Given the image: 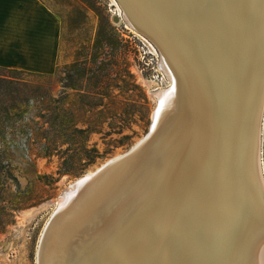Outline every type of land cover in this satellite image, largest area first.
<instances>
[{"label":"bare ground","instance_id":"bare-ground-1","mask_svg":"<svg viewBox=\"0 0 264 264\" xmlns=\"http://www.w3.org/2000/svg\"><path fill=\"white\" fill-rule=\"evenodd\" d=\"M123 1L129 21L158 41L172 85L159 93L151 128H159L162 137L146 159L136 162L131 178L109 181L112 185L100 188L92 204L90 195L75 202L67 192L62 196L71 183L62 191L52 216L69 209L64 213L67 221L59 223V233L54 232L58 238L50 245L54 252L49 247L44 262L264 264L258 97L264 85V0H140L139 8L135 0ZM258 60L255 90L248 101L251 116L236 146L229 135L238 128L232 106L226 109L233 124L225 137L219 131V117L228 115L223 98L230 97L238 74ZM180 69L189 98L186 115L192 112V119L185 120L184 110L178 108ZM253 75L251 71V79ZM181 120H188V134L196 132L192 140H182ZM236 150L233 189L227 179L231 152ZM38 244L37 264H43L40 240Z\"/></svg>","mask_w":264,"mask_h":264},{"label":"rangeland","instance_id":"rangeland-1","mask_svg":"<svg viewBox=\"0 0 264 264\" xmlns=\"http://www.w3.org/2000/svg\"><path fill=\"white\" fill-rule=\"evenodd\" d=\"M43 1L62 20L60 64L51 74L18 71L20 81L0 91V207L7 213L0 264H37L40 236L62 191L144 137L160 91L172 86L159 49L128 23L116 0L88 1L126 39L128 53L96 65L97 12L83 0ZM82 45L88 57L76 63ZM95 75L106 78L95 84ZM260 124L264 171V106Z\"/></svg>","mask_w":264,"mask_h":264},{"label":"water","instance_id":"water-1","mask_svg":"<svg viewBox=\"0 0 264 264\" xmlns=\"http://www.w3.org/2000/svg\"><path fill=\"white\" fill-rule=\"evenodd\" d=\"M119 3H121V5L124 8V13L129 15V18L131 19L130 14L128 13V9L125 5V2L123 0H117ZM140 0H135V5L137 6V8L140 7ZM127 11V12H126ZM127 15V16H128ZM128 23L134 27L137 31H139V33H141L142 35H144L145 37H148L150 40H152L155 45H157L159 47V44L157 43L158 41L156 40V38L154 36H150V34H148V30L146 28H144L145 30H143L142 28H140L139 26H137L135 24L134 21L128 19ZM159 49H161L159 47ZM161 51V50H160ZM264 57L262 59V63H263ZM261 64V63H260ZM260 64H259V60L256 62H253V68L251 66V63L248 64V66L245 68V70L243 72H248V75L246 74L244 76L243 72L241 74H238L237 78L234 80L235 83L232 85V91L230 93V97L228 98H223V102H224V106H225V110L228 111V115L226 117V115H223V117H219L220 119V124H219V131H221L224 135V137L226 136L230 126L233 124L232 122H228V118H229V110L226 109V107L228 108V106H232V118L235 120L236 117V125L238 126V128L235 130V132H232V134L230 135V140L234 141V144L236 146H239L240 142H241V137H240V132H242V129H244L245 124L248 123V119L251 116V104L248 106V101L250 98V95L252 94V92H254L255 90V81H256V70L258 71V69H260ZM262 68V66H261ZM181 70V74H182V69ZM233 70V68H232ZM251 71H253V79H251ZM238 72V71H237ZM180 74V73H179ZM181 74L178 75L177 77L179 78V80L176 79V85L177 89H178V93H179V98H180V106L178 108H180L181 110H184V116L186 115V111L190 109L189 107V98H188V93L186 92V86H185V79L184 76L183 78L181 77ZM184 79V80H183ZM253 80V83H252ZM230 87H231V82H229ZM224 94V93H223ZM255 96V94H254ZM253 96V98H254ZM258 96V95H256ZM261 96V97H260ZM261 98L260 100V106L259 109L263 108L264 106V85L261 87V93L259 94V96ZM232 100V101H231ZM254 100V99H252ZM255 101H256V97H255ZM235 102V103H234ZM231 104V105H230ZM235 106V108H233ZM178 110L175 109L174 112ZM239 110V113H238ZM238 113V116H235V114ZM178 115H181L178 113ZM192 112H189L186 116H185V120L187 119L188 116L191 117L192 119ZM184 116H180L181 118H183ZM188 121V120H187ZM187 121H183L181 120V124H184L181 126V129L178 128L179 132H181V134L184 136H182V140H190V136H191V140H192V136L196 135V132H194V134H192V131L188 134V126ZM178 124L175 123L173 127H177ZM191 128V127H189ZM256 128H259L256 126ZM196 129V128H195ZM192 130V128H191ZM162 134V133H161ZM160 134V129L157 128L156 130L152 131V129L150 128L149 132L142 137L138 142H136L131 148H129L127 151H125L122 154L116 155L110 159H108L106 162H104L101 166H99V168H97L95 171H93L92 173L87 172L85 175L79 177L78 179H76L73 183H71L66 190L62 193V196H64L65 192H67V197L69 196L71 200H73L74 202L83 198L85 195V198L88 197V195H90V199L89 202L91 201H95L93 200L95 197L99 198L98 196H100V191L104 188L110 187L112 184H108L109 181L115 182L116 183H120L123 182L129 178L132 177V174H134L136 168V162L141 160V159H146V157L148 156L149 152L151 150L154 149V146H156L160 140V137H162ZM195 141V138L193 139ZM186 146H181V149H185ZM223 149V148H222ZM223 151V150H222ZM232 151L231 152V161L229 163V170L230 173H228V181L229 184L233 187V189H235V185L233 183V177L235 175L236 172V157H238V152L236 150V153ZM224 159V158H223ZM226 160V159H225ZM260 161H261V156H260ZM228 170V171H229ZM116 171V172H115ZM121 171H123L122 173H120ZM94 184L91 186V183ZM108 184V185H107ZM102 188L99 192L98 190ZM69 189V190H67ZM87 190L84 194V191ZM73 198V199H72ZM70 200V202H72ZM91 202V204L93 203ZM99 203V202H98ZM97 203V204H98ZM95 207V206H94ZM65 211L68 212L69 209L66 210H61L60 212H58V210L55 211L54 215L51 216V218L49 219L43 234L41 236L40 242H41V246H40V253H41V259L43 260V262L45 261V257L47 256V249L50 247V245H53L54 240H56L58 237H54L55 235V231L58 234L59 233V225L60 224H65V221H67V217L68 215L65 216ZM88 212L85 211L83 213L86 214ZM82 215V216H83ZM57 217V218H56ZM53 218V219H52ZM57 219V220H56ZM60 223V224H59ZM238 233V231H237ZM50 250H52L54 252V248L50 247ZM43 264H46L45 262Z\"/></svg>","mask_w":264,"mask_h":264},{"label":"crops","instance_id":"crops-1","mask_svg":"<svg viewBox=\"0 0 264 264\" xmlns=\"http://www.w3.org/2000/svg\"><path fill=\"white\" fill-rule=\"evenodd\" d=\"M62 20L42 0H0V67L51 74L60 64Z\"/></svg>","mask_w":264,"mask_h":264},{"label":"trees","instance_id":"trees-1","mask_svg":"<svg viewBox=\"0 0 264 264\" xmlns=\"http://www.w3.org/2000/svg\"><path fill=\"white\" fill-rule=\"evenodd\" d=\"M83 2L84 4L87 5V7L92 8L97 12L99 16V21H100L99 27L97 29L95 38L93 39V43H92V47H93L92 53H91L92 63L95 65L98 64L101 61V58H103L104 56L105 57L110 56L112 61H113L112 57H115L116 60L114 62H116L117 59H118L117 62H119V60L121 61L122 58L126 57L128 53V45L126 43V39L123 38L122 35L119 34V32L114 28V26L111 24L108 17L103 16L100 12L97 11L94 4L90 3L88 0H83ZM80 15H78L79 19L78 17L76 18L79 21H82L84 17H80ZM81 48L79 49V52L77 53L76 63L88 57V52L86 53L83 50L85 49V45H82ZM105 48L107 50L109 49L110 52L109 53H105V51L103 52ZM102 64L103 63L101 62L99 66V70L104 69ZM0 69L5 71V73L3 71L0 72V91L4 90L8 92L12 89L11 87L12 85H15L16 83L20 81V78L16 76L15 73L18 71H23V70L9 69V68H4V67H0ZM116 72L117 74L120 73V71H116ZM105 78H106L105 75L104 76L95 75V84L103 82ZM0 208H1L0 233H2L4 231V228L7 226L6 218H5L7 216V213H6V210H4V207H0Z\"/></svg>","mask_w":264,"mask_h":264}]
</instances>
